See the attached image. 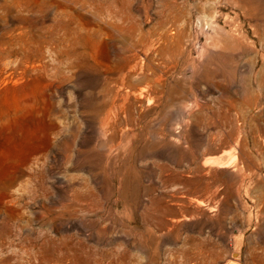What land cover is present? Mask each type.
Wrapping results in <instances>:
<instances>
[{
	"label": "rangeland",
	"instance_id": "obj_1",
	"mask_svg": "<svg viewBox=\"0 0 264 264\" xmlns=\"http://www.w3.org/2000/svg\"><path fill=\"white\" fill-rule=\"evenodd\" d=\"M0 264H264V0H0Z\"/></svg>",
	"mask_w": 264,
	"mask_h": 264
},
{
	"label": "bare ground",
	"instance_id": "obj_2",
	"mask_svg": "<svg viewBox=\"0 0 264 264\" xmlns=\"http://www.w3.org/2000/svg\"><path fill=\"white\" fill-rule=\"evenodd\" d=\"M81 192V191H80ZM88 198V197H87Z\"/></svg>",
	"mask_w": 264,
	"mask_h": 264
}]
</instances>
